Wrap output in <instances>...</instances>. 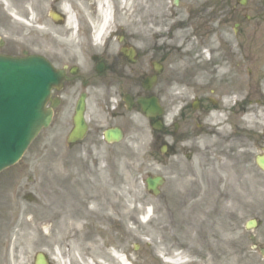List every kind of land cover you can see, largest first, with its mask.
Wrapping results in <instances>:
<instances>
[{
  "label": "rangeland",
  "instance_id": "374dc122",
  "mask_svg": "<svg viewBox=\"0 0 264 264\" xmlns=\"http://www.w3.org/2000/svg\"><path fill=\"white\" fill-rule=\"evenodd\" d=\"M1 33L5 32L1 31L0 36ZM192 49L185 46L183 52L190 53ZM198 64L203 68L208 66L201 61ZM186 65L188 63L183 67ZM198 77L195 78L196 86L202 83ZM63 115L62 110H57L50 126L41 131L20 161L0 173V236L1 241L3 237L9 241L8 253L3 247L0 248L1 264H31L37 251H50L49 248L57 249L58 245L64 248L63 244H74L76 241L81 243L77 240L76 235L79 234L75 229L72 232L68 230L67 223L59 224L60 200L55 196L49 197L77 178L80 187L84 188L83 193H79L82 203L86 206L92 201L95 212L101 213V208H104L111 217L104 219L90 211L88 206L91 244L79 246L80 251L72 252L69 258L76 260L80 255L83 258L90 255L99 263L103 254L94 253L95 248L105 245L111 252H106L104 256L112 259L114 264L118 262L113 250L126 252L132 264H171L165 258L173 259L174 253L186 259L187 264L259 262L258 254L250 246L244 222L249 216H259L262 221L255 233L258 242L264 240L263 172L238 167L237 158L229 156L227 160L231 167L227 166L228 175H223L226 187L217 191L208 190L210 182H214L210 181L211 175L197 171L196 179L189 182L191 195L197 200L188 207L176 202L182 195L180 188L186 186L183 191L186 192L190 186L184 181L186 168L182 169L179 161L173 158L177 171L167 177L163 196L168 197L170 202L163 207L162 197L157 200L145 194L142 172L137 171L144 152H150L149 130L144 119L134 116V129H130L125 140L113 148L97 136L85 146L83 144L84 147L65 152L63 136L68 126ZM211 121H215V118L211 117ZM206 139L214 147L216 137L208 136ZM206 147L199 150L198 157L204 155ZM238 160L249 161L243 156H239ZM182 162L186 164L184 160ZM63 175L66 179L61 178ZM75 191L73 196L77 194ZM46 193L49 194L44 197ZM95 194L97 199L93 200L91 196ZM111 201L117 203L114 204L115 211L105 207ZM148 204L152 205V211L144 221V208ZM43 208H47L49 214ZM189 208L191 211L188 213ZM93 215L100 219L98 223L94 222ZM72 246L76 248L75 244ZM86 246V250L82 251ZM56 251H53L54 256ZM84 252L88 253L83 255ZM55 263L60 264L58 258Z\"/></svg>",
  "mask_w": 264,
  "mask_h": 264
},
{
  "label": "flooded vegetation",
  "instance_id": "af4514ba",
  "mask_svg": "<svg viewBox=\"0 0 264 264\" xmlns=\"http://www.w3.org/2000/svg\"><path fill=\"white\" fill-rule=\"evenodd\" d=\"M14 12L22 14L28 20L30 27L43 25L47 28L48 12L50 7H58L62 0H7ZM72 1V0H71ZM77 6L73 7V18L75 26L81 28L82 42L86 47L93 45V38H91L92 20L87 13L94 12L90 6L86 12H82L83 7L81 4L89 5L93 0H74ZM165 2L163 10H169V0H156V10L161 8V2ZM182 0H178L180 3ZM168 3V5H167ZM191 5H196V9L189 8V21L194 24L205 26L211 21H215L211 25V35L215 36L217 41V57H218V78H217V101L208 102L203 104L204 101L200 98L197 100L196 107L188 109L185 107L181 111L184 114L178 113L175 119H172L168 126L162 128V135H169L174 142L180 145L189 135L190 126L200 129L210 109L217 105L219 111L226 114L227 122L221 125V128L226 129L229 127L228 135L231 141H240L242 133L240 129L239 112L243 111L245 115L250 114L254 106L264 107V0H216L215 6L209 7L208 0H188ZM94 9V7H93ZM142 11L144 8H140ZM155 9V8H154ZM181 9V8H179ZM25 11V12H24ZM181 14V12H180ZM3 15L0 12V21ZM11 20L8 25L11 24ZM59 22L61 26L68 24V18L65 13H61ZM46 24V26L44 25ZM1 25V22H0ZM133 27V23L130 24ZM67 36L71 35V31L65 32ZM13 37H18L15 33ZM29 43L38 45L35 40V35H28ZM122 45L125 47L137 46L143 40V34L137 29L125 30L120 36ZM34 41V42H33ZM118 41V39H117ZM62 55L57 54L56 60H60L65 53L66 49H58ZM94 53V51H93ZM104 58L99 60L98 57L93 56L95 61L103 62V71L99 74L96 69L89 72L86 77L81 76L79 67L72 72L73 66L71 61H67L68 65H61V69H65L66 81H73L71 87L67 86L64 81L61 92H64V100L62 104L71 103L75 97L71 90L77 83L85 84L88 93L90 89L99 90L100 96L95 101V105L104 106L103 112L108 110L111 105L108 95L114 91L116 95L125 94H138L137 88L141 91L142 79L147 75L155 73L156 67L149 59L152 56L144 57V54H136V60L133 64H129L127 59L118 54L113 57L106 53L103 54ZM75 73V74H73ZM165 79L162 74L157 77V82L153 87L161 97V90L165 88ZM151 89L145 92L146 96L153 94ZM86 92V93H87ZM212 92V90H211ZM87 93V95H88ZM208 100V99H207ZM103 103V105H101ZM132 104L135 105V98H132ZM120 103H117L116 111L111 113L113 118H119L124 115V112L119 109ZM95 115H93L94 117ZM194 120V121H193ZM198 129V130H199ZM90 133V132H89ZM89 133L86 135L88 137ZM98 134V130L90 133L89 137L94 138ZM251 135L256 137V131H252ZM161 136V135H160ZM249 136V138H252ZM255 146L256 139H251ZM260 145V144H259ZM264 146V145H260Z\"/></svg>",
  "mask_w": 264,
  "mask_h": 264
},
{
  "label": "water",
  "instance_id": "95a60500",
  "mask_svg": "<svg viewBox=\"0 0 264 264\" xmlns=\"http://www.w3.org/2000/svg\"><path fill=\"white\" fill-rule=\"evenodd\" d=\"M24 63L0 59V91L13 80L27 83L29 75H40L35 89L20 91L17 95L19 99L16 96L19 110L10 114L15 123L4 128L0 127V169L14 162L38 130L42 126H47L50 120L49 112L44 111L42 107L47 96L48 83L51 82L48 76L50 73L46 70L39 73V69L36 71L35 68Z\"/></svg>",
  "mask_w": 264,
  "mask_h": 264
},
{
  "label": "bare ground",
  "instance_id": "6f19581e",
  "mask_svg": "<svg viewBox=\"0 0 264 264\" xmlns=\"http://www.w3.org/2000/svg\"><path fill=\"white\" fill-rule=\"evenodd\" d=\"M99 5L100 6H98L99 7V9H100V12H102L103 14H105V16L107 17V14H108V6H107V4H106V1H100V3H99ZM105 22H107V19L105 20ZM104 25H105V23H104ZM104 27V26H103ZM83 189L84 188H82V187H79V188H77L76 190H77V192H79V193H83ZM92 199H97V194H95V196L92 198ZM114 204H116L117 205V203H116V201H111V202H109V203H107V206H105L106 208H113V211H115V207H114ZM96 205H98V204H96ZM102 207V206H101ZM93 206L91 205V203H90V206H89V210L90 211H92V212H94L96 215H98V216H103L104 217V219L106 218V217H111V215L109 214V212H108V210H104V208H101V213L100 212H98V211H94L93 209ZM82 212H79V211H77V210H71V213H70V215H68V214H65L64 216H63V219L61 220V225H63L64 223H67V228H68V230H71L72 232L74 231V229L76 230V231H79V229H80V226L83 224V221H84V219H85V214H81ZM115 212H113V214H114ZM121 214H123V213H121ZM98 217L96 216L95 217V220H96V222L98 223ZM100 220V219H99ZM72 236H74V235H72ZM67 238H70V236H68ZM86 239H84V241H85ZM26 243V242H25ZM23 244H24V242H23ZM82 243H78V246H80V247H82ZM104 247H106L105 245H102L101 247H99V246H97L96 248H95V252L94 253H102L103 255H105V253L106 252H108V250H104ZM101 248V249H100ZM100 251V252H99ZM111 252V251H110ZM114 255H115V258H116V260H117V262H118V264H126V262L124 261V259H123V257H122V255L121 254H115V253H113ZM96 255V254H95ZM102 256V255H101ZM86 263H88V260L86 261Z\"/></svg>",
  "mask_w": 264,
  "mask_h": 264
}]
</instances>
